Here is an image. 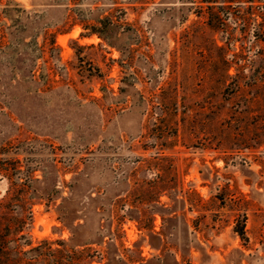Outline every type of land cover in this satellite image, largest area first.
Instances as JSON below:
<instances>
[{
  "label": "rangeland",
  "instance_id": "374dc122",
  "mask_svg": "<svg viewBox=\"0 0 264 264\" xmlns=\"http://www.w3.org/2000/svg\"><path fill=\"white\" fill-rule=\"evenodd\" d=\"M0 264H264V0H0Z\"/></svg>",
  "mask_w": 264,
  "mask_h": 264
},
{
  "label": "trees",
  "instance_id": "16d2710c",
  "mask_svg": "<svg viewBox=\"0 0 264 264\" xmlns=\"http://www.w3.org/2000/svg\"><path fill=\"white\" fill-rule=\"evenodd\" d=\"M238 234H239L240 237H243V235H244L243 230H240V231L238 232Z\"/></svg>",
  "mask_w": 264,
  "mask_h": 264
},
{
  "label": "built area",
  "instance_id": "2783aa9c",
  "mask_svg": "<svg viewBox=\"0 0 264 264\" xmlns=\"http://www.w3.org/2000/svg\"><path fill=\"white\" fill-rule=\"evenodd\" d=\"M64 69V65L61 66Z\"/></svg>",
  "mask_w": 264,
  "mask_h": 264
},
{
  "label": "crops",
  "instance_id": "0c3cea01",
  "mask_svg": "<svg viewBox=\"0 0 264 264\" xmlns=\"http://www.w3.org/2000/svg\"><path fill=\"white\" fill-rule=\"evenodd\" d=\"M76 16V15H75Z\"/></svg>",
  "mask_w": 264,
  "mask_h": 264
}]
</instances>
